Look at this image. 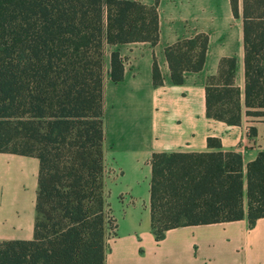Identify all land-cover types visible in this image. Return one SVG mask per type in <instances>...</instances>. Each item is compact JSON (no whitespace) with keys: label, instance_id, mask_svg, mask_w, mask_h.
Returning <instances> with one entry per match:
<instances>
[{"label":"trees","instance_id":"16d2710c","mask_svg":"<svg viewBox=\"0 0 264 264\" xmlns=\"http://www.w3.org/2000/svg\"><path fill=\"white\" fill-rule=\"evenodd\" d=\"M241 21L245 115L264 119V0H228ZM157 0H0V151L38 160L29 239L0 240V264H103L114 221L104 203L102 84L105 45L158 38ZM207 34L163 47L168 80L204 62ZM235 58L220 57L206 76V116L235 124ZM116 49L108 78H122ZM151 82H162L155 60ZM249 126V132H253ZM204 151L150 154L149 217L156 239L167 228L264 216V149L241 163L207 137Z\"/></svg>","mask_w":264,"mask_h":264},{"label":"crops","instance_id":"0c3cea01","mask_svg":"<svg viewBox=\"0 0 264 264\" xmlns=\"http://www.w3.org/2000/svg\"><path fill=\"white\" fill-rule=\"evenodd\" d=\"M150 4L152 0H140ZM158 38L108 45L103 53L102 163L104 203L114 221L103 264H264V216L167 228L156 239L150 229L149 157L154 151H204L207 137L219 149L236 151L245 163L264 149V119L244 113L241 21L228 0H157ZM196 32L207 34L202 67L168 80L163 47ZM116 49L123 73L108 78V55ZM233 56V83L239 89L235 124L206 116L204 83L220 57ZM155 60L162 82H151ZM253 126V132H249ZM38 160L0 151V240L29 239L34 222Z\"/></svg>","mask_w":264,"mask_h":264},{"label":"rangeland","instance_id":"374dc122","mask_svg":"<svg viewBox=\"0 0 264 264\" xmlns=\"http://www.w3.org/2000/svg\"><path fill=\"white\" fill-rule=\"evenodd\" d=\"M109 50V47H108V45H105V47H104V52L105 53H107V51ZM113 232V230L111 229V230H109V233L111 234Z\"/></svg>","mask_w":264,"mask_h":264}]
</instances>
